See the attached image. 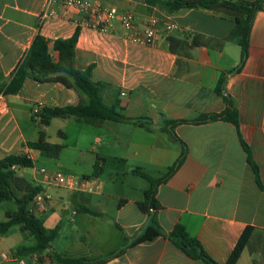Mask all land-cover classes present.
<instances>
[{
    "label": "crops",
    "instance_id": "crops-1",
    "mask_svg": "<svg viewBox=\"0 0 264 264\" xmlns=\"http://www.w3.org/2000/svg\"><path fill=\"white\" fill-rule=\"evenodd\" d=\"M85 1L131 11L136 31L149 17L174 23L179 29L162 32L152 46H143L127 40L128 33L118 23L108 32L80 26L82 15L58 4L49 7L51 15L41 22L44 0H0V159L7 155L31 158L33 173L28 179L19 169L13 171L48 195L46 211L35 216L46 229L57 230L48 249L21 255L17 248L34 242L21 234L19 227L11 231L12 227L0 237V264H59L51 258L53 253L64 259H97L122 248L119 256L102 264H204L171 244L169 234L176 225L196 239L216 264L227 263L244 229L251 227L236 264H264V193L256 186L241 144L243 141L250 149L264 186V11L253 16L244 65L231 73L239 64L240 48L226 40L234 26L230 12L218 8L170 12V0ZM77 27L76 67L93 65L91 79L106 83L104 102L116 101L119 114L133 121L144 119L147 124L79 119L90 120L92 130L99 134L91 172L81 178L67 175L75 183L71 187L47 188L39 183L34 168L40 153L27 148L30 140L18 126L11 100L43 108L76 105L80 97L61 84L37 83L31 78L24 80L15 95H5L3 90L35 35L51 43L68 39ZM169 37L187 42L197 38L203 43L172 53ZM49 54L56 62L51 44ZM220 78L223 82L218 93ZM224 98L236 110L237 127L218 119L177 124L174 137L168 131V122L193 121L202 114L224 111ZM182 152L177 169L154 186L155 209L149 214L142 212L138 203L150 183L134 171L161 180ZM110 159L120 168H115L107 187L99 175ZM152 218L160 236L129 246ZM6 254L15 261L3 259Z\"/></svg>",
    "mask_w": 264,
    "mask_h": 264
},
{
    "label": "trees",
    "instance_id": "trees-1",
    "mask_svg": "<svg viewBox=\"0 0 264 264\" xmlns=\"http://www.w3.org/2000/svg\"><path fill=\"white\" fill-rule=\"evenodd\" d=\"M192 8H218L234 15V26L228 36L227 41L233 42L240 48V61L238 66L231 73L239 72L245 63L247 57L248 37L251 29L253 16L256 11H264L263 1L244 2L238 0H170L167 9L170 12L180 9ZM79 28L77 27L71 37L68 39H56L51 43L41 35L34 36L27 53L22 62L17 67L8 85L3 90L5 95H15L19 92L26 78H31L37 83H58L66 89H73L80 97L76 105H67L64 107H43L38 114L37 120L41 126H48L51 120L55 118H96L115 123H135L137 125H146L144 119L131 120L116 111L117 102L106 104L102 93L106 87L104 82H95L91 79L93 65L84 69H78L75 61V49L78 39ZM168 49L175 52L177 48L190 49L203 42L200 39L193 38L190 42L180 41L173 37L168 39ZM49 44L51 49L57 53V61H53L49 54ZM223 78L218 81V90L220 93ZM226 109L220 113L202 114L193 121H172L166 123L168 131L172 136L173 127L177 124H198L213 120H224L237 127V114L231 101L224 98ZM241 141V140H240ZM242 147L247 154V163L251 167L257 188L264 193V186L260 181L259 170L252 159L250 149L241 141ZM28 149L39 151L41 156L56 159L59 157L62 146L52 144L46 141L44 132H39L36 141L27 142ZM184 156L181 153L180 158L170 167L161 180H150L143 173L135 170L138 176L146 179L150 187L143 194V199L138 203L142 212L149 214L155 209L154 186L163 179L168 178L179 166ZM33 161L27 155H7L0 159V203L12 202L16 206L14 213H6L5 220L0 221V237L6 236L9 230L18 226L19 231L24 236L31 238L33 244L30 246H19L17 252L21 255L34 253L38 250H45L50 247L51 242L56 238V229H46L41 219L30 212L31 202L36 194L41 192V187L26 183L22 178L15 176L14 169L32 168ZM22 193V195H19ZM85 212L95 215L92 211L84 209ZM252 228L246 227L239 237L226 264H236L243 249L245 248L251 236ZM160 236V228L154 218L137 237L132 239L129 246H135L145 242H151ZM171 244L192 260H199L204 264H216L210 259L199 242L190 237L180 225H176L169 234ZM122 249H118L103 257L97 259H64L60 255L53 253L51 258L59 264H102L114 257L119 256Z\"/></svg>",
    "mask_w": 264,
    "mask_h": 264
},
{
    "label": "rangeland",
    "instance_id": "rangeland-1",
    "mask_svg": "<svg viewBox=\"0 0 264 264\" xmlns=\"http://www.w3.org/2000/svg\"><path fill=\"white\" fill-rule=\"evenodd\" d=\"M11 103L12 112L27 141H36L39 132H44L47 142L62 146V151L56 159L40 155L34 164L35 170L43 168L53 172L59 171L76 178H81V176L91 172L89 166L95 163L98 154V140L95 138L99 134H95L92 130V125L88 122L90 120L81 121L72 117L55 118L44 129L37 120L33 119L30 104L18 100H11ZM79 150H82V154L79 153ZM115 168H120L119 164L110 159L105 162L103 172L99 175L107 187L113 171L116 170ZM19 171L24 174L26 179L33 173L28 168H21ZM15 211L14 203H0V221L5 220L6 213H14ZM13 229L18 230V226H14L11 231H14Z\"/></svg>",
    "mask_w": 264,
    "mask_h": 264
},
{
    "label": "built area",
    "instance_id": "built-area-1",
    "mask_svg": "<svg viewBox=\"0 0 264 264\" xmlns=\"http://www.w3.org/2000/svg\"><path fill=\"white\" fill-rule=\"evenodd\" d=\"M58 4L64 9H71L77 14L82 15L78 22L80 26L89 27L99 32L110 31L116 23L128 33L126 37L132 43L152 46L157 36L160 33H170L179 29L174 23L160 22L155 17H149L140 31L134 28V14L131 11H119L115 7L105 6L98 2L85 0H44L45 10L40 16L42 22L45 18L51 15L49 7ZM42 106L36 105L32 108L31 114L34 119H37ZM37 172L40 175V184L47 188H67L73 186L74 181L71 177L59 171H48L39 169ZM49 202L48 195L41 191L36 194L31 202L30 212L33 215H40L46 211ZM5 260L15 261L12 255H2ZM21 264V261L18 262Z\"/></svg>",
    "mask_w": 264,
    "mask_h": 264
}]
</instances>
